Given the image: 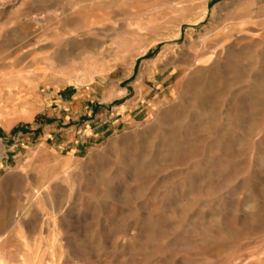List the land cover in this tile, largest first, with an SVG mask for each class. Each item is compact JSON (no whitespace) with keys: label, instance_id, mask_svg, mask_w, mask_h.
I'll use <instances>...</instances> for the list:
<instances>
[{"label":"rangeland","instance_id":"1","mask_svg":"<svg viewBox=\"0 0 264 264\" xmlns=\"http://www.w3.org/2000/svg\"><path fill=\"white\" fill-rule=\"evenodd\" d=\"M0 264H264V0H0Z\"/></svg>","mask_w":264,"mask_h":264},{"label":"bare ground","instance_id":"2","mask_svg":"<svg viewBox=\"0 0 264 264\" xmlns=\"http://www.w3.org/2000/svg\"><path fill=\"white\" fill-rule=\"evenodd\" d=\"M222 66V65H221ZM218 82V81H217ZM208 86V85H207Z\"/></svg>","mask_w":264,"mask_h":264}]
</instances>
